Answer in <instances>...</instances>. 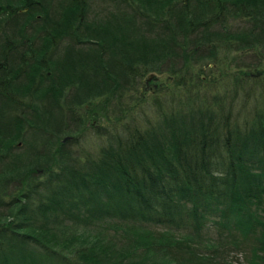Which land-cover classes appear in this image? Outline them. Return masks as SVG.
Masks as SVG:
<instances>
[{"label": "trees", "instance_id": "obj_1", "mask_svg": "<svg viewBox=\"0 0 264 264\" xmlns=\"http://www.w3.org/2000/svg\"><path fill=\"white\" fill-rule=\"evenodd\" d=\"M34 166L0 264H264V0H0V180Z\"/></svg>", "mask_w": 264, "mask_h": 264}, {"label": "rangeland", "instance_id": "obj_2", "mask_svg": "<svg viewBox=\"0 0 264 264\" xmlns=\"http://www.w3.org/2000/svg\"><path fill=\"white\" fill-rule=\"evenodd\" d=\"M234 25H236V24H234ZM150 73H153V72H150ZM150 73H147L145 75V77L143 78V83H142V85L139 88V90H140L139 92L138 91H133V90L132 91H129L127 89L129 86H128V84H126L124 86L125 87V90H123V92H122L120 101L118 100L119 99V97H118L117 99H115V102H113V104L112 103L105 104L104 107H106V110L103 109L104 108L103 105H101L102 106V108H101V106H100V104H99L98 101H96L93 104V109L95 111L94 114L95 115L97 114V116H102L100 118L101 123L107 124L106 126L109 128L110 122L108 120H114V117L115 116H117L115 118H118V116L122 112L124 113V108L130 106L131 103L135 100V96H136L135 92L136 93H140L141 91H143L145 89L144 91H146V93L150 94L157 87V83L163 82L165 80V78H166V75H159V74H155L154 73V77L151 80L146 81L147 80V77L149 76ZM215 75H218V74H215ZM155 77H156V79H155ZM145 81H146V86H145ZM131 96H133V99H134L133 101H132V97ZM79 111H81V110L79 109ZM106 113H107V116H106ZM73 114L75 115V113H72L71 115H73ZM84 115L85 114L83 113L81 115L79 114L78 116H81L82 117ZM103 116H105L106 119L103 118ZM122 116H126V115L123 114ZM27 117L32 118L31 116H27ZM22 119L24 121H26V117H22ZM69 126H70V124L68 126H65L62 130H60V131H63V132L60 133L61 136L59 137L58 140L56 139L55 135H53V134L50 135L52 139H49L48 143L46 142V144H45L47 146V148H48V151L52 152L53 150H55L54 148L57 147V146H55V145H57V143H60L61 141L64 142L66 139L69 140V138L71 137V133H69L67 131V130H71V128ZM27 128H29V127H27ZM110 129H112V128H110ZM64 131H65L66 134L64 133ZM26 135L27 134H25V136ZM29 137L30 136H27L26 138H29ZM98 140H99L98 137H96V138L93 139V141H91V143H94V142H96ZM20 143L21 142H19L18 145L21 146L22 144H20ZM49 149H51V150H49ZM57 160H59V156H58ZM57 160L54 159V158H51V161L47 165H51V168H52V166L55 165V163H56ZM34 167H36V169H37L36 172L35 171H32V170H30V171H25L24 170L23 172H21L20 174H18V176H14L13 180L12 181H9V183H8V180L7 179H5V181H3V179H1L0 180V196H2L3 198H6V200H11L14 197H15V200H18L19 197H21V196L20 195L18 196V194H19L18 191L19 190H17L18 189L17 187H19L20 184L18 183L19 180L16 181L17 179H19V178H25L24 184L26 183V185L24 186V188H30V187H32V184L35 183V181L37 179H42L44 177V176H41L40 175L43 172L42 171L43 169L41 168V166H34ZM0 178H3V177H0ZM16 198H18V199H16ZM5 219H4V222L7 221V219L6 220ZM122 242L123 243H126V245L128 244V241H126V240L125 241H122ZM186 253L190 257H193L192 255H195L191 250H188ZM209 254L211 255V252ZM184 256H186V255H184ZM245 257H246V254H244V253H241V254L240 253H235V251L230 250V249H228V251H226L224 253V258L226 260L233 261V263L237 262V264H243V263H245Z\"/></svg>", "mask_w": 264, "mask_h": 264}, {"label": "water", "instance_id": "obj_3", "mask_svg": "<svg viewBox=\"0 0 264 264\" xmlns=\"http://www.w3.org/2000/svg\"><path fill=\"white\" fill-rule=\"evenodd\" d=\"M153 77H154V73H150L149 76L147 77V80L146 81L151 80Z\"/></svg>", "mask_w": 264, "mask_h": 264}]
</instances>
